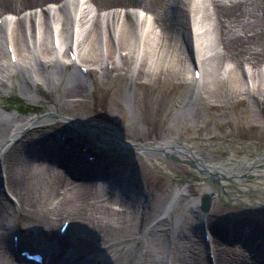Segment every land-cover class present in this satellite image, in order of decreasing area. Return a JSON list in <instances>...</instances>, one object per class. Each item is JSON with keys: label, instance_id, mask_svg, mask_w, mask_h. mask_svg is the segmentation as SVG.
<instances>
[{"label": "bare ground", "instance_id": "obj_1", "mask_svg": "<svg viewBox=\"0 0 264 264\" xmlns=\"http://www.w3.org/2000/svg\"><path fill=\"white\" fill-rule=\"evenodd\" d=\"M0 19V92L13 90L16 77L31 99L40 82L53 92L41 116L7 114L0 102V264H35L12 248L20 212L31 219L19 243L41 251L45 264H211L208 248L214 264H264V255L256 260L264 246V211L243 219L203 214L193 205L191 214L172 217L185 202L177 196L190 194L189 187L152 206L123 182L116 157L123 149L150 162L195 160L217 174L226 201L247 208L264 205V150L252 144V159L236 160L233 152L216 159L191 139L152 138L144 127L119 133L79 111L103 88L108 110L118 116L140 102L137 89L143 88L155 94L176 89L169 108L176 104L175 116L185 117L182 129L199 126L206 105L247 100L257 114L264 102V0H0ZM193 63L201 69L198 79ZM87 153L96 161L84 159ZM97 172L110 173L113 184L86 180ZM202 191L215 205L216 187L202 183ZM233 192L246 197L240 201ZM65 220L70 224L61 237ZM247 223L256 225L259 240H243L244 249L238 233Z\"/></svg>", "mask_w": 264, "mask_h": 264}, {"label": "rangeland", "instance_id": "obj_2", "mask_svg": "<svg viewBox=\"0 0 264 264\" xmlns=\"http://www.w3.org/2000/svg\"><path fill=\"white\" fill-rule=\"evenodd\" d=\"M17 79L19 78L16 77L13 80L15 85L13 90H2L0 92V102L6 107L5 113H15L19 117L30 114L44 115L46 112L42 106L51 103L53 95L51 89L40 82L37 98L31 99L21 92ZM91 79L97 81L96 71L91 70ZM120 83L126 84V81L123 80ZM175 90L171 89L168 92L162 89L155 94L149 90L139 88L137 93L140 97V102L132 108L125 107L122 114L117 116L108 110L110 104L109 94L103 88H99L96 90L93 100L85 107H79V111L86 117L108 124L114 131L119 133H131L135 129L144 127L142 131L145 136L147 134L152 138H161L168 135L180 137L181 139H191L196 146L206 149L216 159L226 160V156H230V152H233L236 160L238 159L239 161L252 159L255 155L252 144L256 145L257 150H264V102L255 107L257 114L251 113V110L247 107V100L230 104L227 107L205 104L206 106L203 105L205 106L204 115L200 119L199 126L194 124L191 128L183 127L184 129H182L185 123H182V121H185V117L183 115L175 116L176 104H173L171 109L169 108L170 103L173 101ZM153 96L155 99L150 103L149 99ZM17 109L21 111L18 112ZM117 151L118 155L116 157L123 162L122 169L130 167L132 177L152 196L150 201L152 206H157L163 201H167L176 190H182L188 186L190 194L184 193L177 196L178 199L180 196L184 198L185 202L182 205H178L171 212V216L174 217L182 212L191 214L193 205L200 209V198L203 195L202 183H210L207 179H201L199 174L182 158L179 159L176 156H171L170 158L162 157L163 160H160L161 165L159 162L145 161L134 150H129V153L123 149ZM107 153L115 157L113 150ZM47 157L49 159L50 156ZM55 163L58 164L57 161ZM243 168L241 166L236 169L242 171ZM260 175L259 179H264V175ZM99 182L102 183L103 181ZM0 188L3 189V187ZM236 195L241 199L246 197V194L242 196L240 193H236ZM216 198V204L213 205L211 201L208 211L204 212L201 209L200 211L203 214L213 215H223L227 212L237 213L243 219L246 217L256 219L257 214L264 211V205L255 204L242 208L224 203L218 195H216ZM30 219V215L25 212H20L15 216V222L20 233L23 231L29 232L27 229L30 226ZM57 226L58 223L55 227L56 229ZM243 227L240 228L238 233V240L239 244L246 249L247 247L241 241L244 238L242 234ZM69 229V235L71 236V228ZM211 233L210 231L208 232L209 236H212L213 233ZM232 235L233 233H230V231L226 232L227 239L225 242L227 244L232 240ZM205 263L208 264V261L206 260Z\"/></svg>", "mask_w": 264, "mask_h": 264}, {"label": "water", "instance_id": "obj_3", "mask_svg": "<svg viewBox=\"0 0 264 264\" xmlns=\"http://www.w3.org/2000/svg\"><path fill=\"white\" fill-rule=\"evenodd\" d=\"M80 149L81 150H85L86 149V147L85 146H82V147H80ZM90 156H92V157H95V156H93V155H89L88 153L87 154H85L84 155V159H86V160H90ZM96 159V158H95ZM100 160V159H99ZM98 160V161H99ZM192 166H194L195 168H197L198 170H199V173L203 176V175H205V174H208L207 176H205V178H207L208 180H209V182L211 183V184H213L216 188H217V192H218V196L222 199V201L224 202V203H227V204H230V205H232L230 202H228V201H226L224 198H223V191H224V189H223V186H222V184H221V180H219V178H218V176H217V174H214L213 172H210L209 170H207V168H205L204 166H199L198 165V163L195 161V160H191L190 162H189ZM199 166V167H198ZM205 168V169H204ZM107 173V172H106ZM111 175H110V173H107V174H105V173H103V172H100L99 174H97V175H95L92 179H98V178H108V177H110ZM226 179V176H223V180H225ZM225 181H227V180H225ZM228 182V181H227ZM234 185H231V188L233 187ZM236 192V191H235ZM235 192H233L234 193V196H236L237 198H239L238 200H240L241 198L240 197H238L237 195H236V193ZM210 198H211V196H209L208 194H204L203 196H202V200H201V208H202V210L203 211H208V209H209V206H210ZM241 201V200H240ZM233 206H240V205H233ZM241 207V206H240ZM243 207V206H242ZM259 231H258V228L256 227V225H254V224H252V223H247V224H245L244 225V227H243V232H242V234L244 235V239L243 240H245V239H250V238H254V239H258L259 240V237H258V235H259V233H258ZM252 233V234H251ZM241 239V240H242ZM246 245V244H245ZM248 247V246H247ZM263 247V248H262ZM262 247H258V248H260V253H258L259 255V257L262 259L263 258V255H264V246H262ZM263 251V252H262Z\"/></svg>", "mask_w": 264, "mask_h": 264}]
</instances>
